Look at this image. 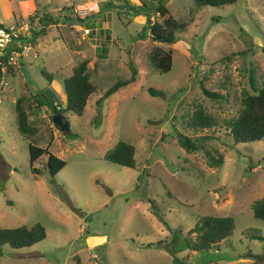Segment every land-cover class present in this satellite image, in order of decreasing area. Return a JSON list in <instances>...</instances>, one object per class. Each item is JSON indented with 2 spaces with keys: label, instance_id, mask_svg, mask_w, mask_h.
Instances as JSON below:
<instances>
[{
  "label": "rangeland",
  "instance_id": "374dc122",
  "mask_svg": "<svg viewBox=\"0 0 264 264\" xmlns=\"http://www.w3.org/2000/svg\"><path fill=\"white\" fill-rule=\"evenodd\" d=\"M124 1L140 14L125 11ZM163 1L175 20L187 24L170 46L152 42L143 29L147 17L150 24L160 20L155 0H35L34 9L30 0H0V19L9 10L14 16L7 24L34 11L25 20H33L36 30L44 17L52 22L36 39L37 56L27 57L36 69L28 68L36 87L20 71L7 77L6 90L29 106L35 138L19 135L12 97H0V156L7 163L0 158V228L40 224L46 235L30 247L0 246V264H171L172 256L156 242L169 241L177 228L186 235L206 216L230 217L232 235L210 251L178 253L184 264H264V240L251 237H264V222L252 213L264 197V139L235 145L229 134L243 94L253 93L249 75L258 86L264 79V0L200 9L192 0ZM84 6L94 15L79 21L74 9ZM62 22L72 29L58 27ZM74 24L100 34L99 53L83 59L97 89L82 116L64 114L69 129L59 131L48 115L52 110L33 98L41 90L65 105L40 72L57 81L71 75L69 63L79 60L69 52L79 49L71 34L81 33ZM154 47L173 50L168 72L149 65ZM130 61L136 81L102 100L114 82L130 77ZM201 84L219 98L204 95ZM148 88L165 95L151 96ZM197 111L211 117V127H191ZM179 135L198 149L187 152ZM118 141L134 146V168L104 159ZM29 144L49 147L65 166L52 178L44 157L35 165L41 173H32ZM209 156L221 157L222 164H210Z\"/></svg>",
  "mask_w": 264,
  "mask_h": 264
},
{
  "label": "trees",
  "instance_id": "16d2710c",
  "mask_svg": "<svg viewBox=\"0 0 264 264\" xmlns=\"http://www.w3.org/2000/svg\"><path fill=\"white\" fill-rule=\"evenodd\" d=\"M122 1V0H119ZM157 6L155 13L159 17V21H154L150 24L149 17L146 18L145 32H148L149 39L158 44L173 45L175 43L177 32L183 31L187 24L178 22L173 18L167 9L166 3L163 0H155ZM195 7L200 9L204 6L221 7L233 5L237 0H192ZM143 4H141L142 7ZM125 11H131L135 15H139V7L130 6L127 1H124ZM126 8V9H125ZM40 21V18H38ZM46 18L41 19L40 29L34 31L32 43L34 44L37 37L45 35L43 27L52 24L51 20L45 22ZM82 21V18L78 19ZM144 32V31H143ZM146 33H142L140 38H145ZM173 50H163L159 47H154L148 55L149 65L158 72H168L172 66ZM130 70V77L125 80H117L114 82L102 96V100L117 92L120 88L125 87L136 81L137 69L130 61L127 63ZM41 75L47 80L48 86L52 81V76L46 71L41 70ZM249 82L253 93H244L241 99V109L238 115L229 122V134L233 143H249L264 139V79L261 84L256 85L253 73L249 75ZM31 86V84H30ZM63 92L66 97L65 105L62 107L57 103L51 102L43 91L37 90L34 95L35 103L38 106H46L51 109L53 115L59 114L65 117V113L71 112L77 116H82L86 107L88 98L93 94L97 87L90 80V71L87 60H80L73 68L72 74L65 78L62 82ZM201 90L204 95L209 98H219V95L208 91L201 84ZM147 92L154 97H163V91L148 88ZM53 93H56L53 91ZM24 98H18L14 103V111L16 116L17 131L21 137L26 139L35 138L38 133V127L31 123L28 107L24 105ZM57 106H60L57 109ZM213 121L211 117L204 115L201 111L194 113L191 120V127L205 129L211 127ZM178 142L187 152H193L198 149V146L190 138L179 135ZM30 170L34 174H40L41 171L35 168V165L45 157L43 164L44 169L53 178L64 166L65 161L61 160L54 154L50 153L47 148H42L37 145H28ZM135 149L134 146L125 141H118L116 145L104 155V159L117 164L121 167H135ZM210 164H222V158L215 161L211 156L208 157ZM253 216L264 222V197L255 201L252 206ZM160 221H163L159 217ZM164 223V222H163ZM166 225V224H165ZM233 221L230 217H203L196 225L190 229L186 235H183L179 228L171 231L169 241H157L156 245H163V249L172 256L171 264H184L181 258H178V253L183 251H192L195 253L207 252L217 247L219 243L232 235ZM195 234V238L190 237ZM45 229L40 224L32 227L20 226L16 228H0V246L8 245L12 249H21L30 247L35 243L45 238ZM252 238L264 240L262 236L251 235ZM151 246L153 244H147ZM155 246V245H154ZM0 255L2 251L0 249ZM75 264H81L79 259L75 260Z\"/></svg>",
  "mask_w": 264,
  "mask_h": 264
},
{
  "label": "built area",
  "instance_id": "2783aa9c",
  "mask_svg": "<svg viewBox=\"0 0 264 264\" xmlns=\"http://www.w3.org/2000/svg\"><path fill=\"white\" fill-rule=\"evenodd\" d=\"M74 13L79 18L91 15L87 6L75 8ZM34 31L33 20H18L10 25L0 20V94L9 86L7 77L14 70H18L20 61L32 52ZM82 32L84 35L90 34L88 28ZM59 108L60 106H57V109Z\"/></svg>",
  "mask_w": 264,
  "mask_h": 264
},
{
  "label": "crops",
  "instance_id": "0c3cea01",
  "mask_svg": "<svg viewBox=\"0 0 264 264\" xmlns=\"http://www.w3.org/2000/svg\"><path fill=\"white\" fill-rule=\"evenodd\" d=\"M30 5H31V7L34 9L35 8V0H30ZM28 15H30V16H33V15H35V11L32 13V14H27V15H25L22 19H26L27 18V16ZM93 15L94 14H92V15H90L89 17H93ZM11 17H13L14 18V16L12 15V12L9 10V14H8V16H6V18H5V20H1L4 24H6V25H10V24H7L6 22V20H8L9 18H11ZM62 18H64L65 19V16H63ZM20 20V19H19ZM16 21H18L17 19H14V21H13V23L14 22H16ZM12 23V24H13ZM64 25H66L68 28H70V29H72V25H71V27H70V25H68L67 23H60V24H58L57 26L59 27V26H64ZM50 26H52V25H48L47 26V29L50 27ZM73 26H75L76 27V29H77V31H81V33L79 34V35H72L71 34V37L72 38H74L77 42H76V46H78L79 45V49L77 48V47H75V49L76 50H71V51H69V52H71L73 55H75V56H79V60L78 61H80V58L83 60V59H86L87 57H86V54H88L90 51H95V55H97L98 53H99V48H100V46L101 45H99L98 44V37H99V33L98 32H91L90 31V34L89 35H84L83 34V32H82V30L83 29H85V28H81V27H79V26H77L76 24H74ZM35 28H36V26H35ZM44 29H45V27H43ZM40 29V27L39 28H37V30H39ZM46 29V30H47ZM36 29H35V31H37ZM45 34H46V32H45ZM41 36H44V35H41ZM37 39V38H36ZM73 46V45H72ZM36 47H38V44H37V41L35 40V42H34V44H33V50H32V52L31 53H33V57L35 58L36 56H37V51L36 52H34V50H35V48ZM103 50V49H102ZM30 53V54H31ZM27 57L28 56H26L23 60H21L20 61V64H19V66H18V70L17 71H20V67H24L25 68V70L28 72V74H29V76H30V73H29V71H28V68H34L33 67V65L31 64V61H29L28 59H27ZM70 62V60H68L67 61V63L66 64H68ZM75 59H74V61H71L70 63H69V65H70V69L68 68V70L70 71L71 70V72L73 71V68L75 67V65H76V63L77 62H75ZM89 67V66H88ZM42 70V69H41ZM34 71H35V73H36V69L34 68ZM46 71V70H45ZM48 73V72H47ZM15 73L14 72H12V74H11V76H15L14 75ZM49 74V73H48ZM72 74V73H71ZM50 75H52V81H51V83H50V85H49V87H51V88H53L55 91H56V93L57 94H60L61 95V99H60V103L62 104V103H65V100H66V97H65V95L64 94H61V92H60V90H59V84H58V82H61V84H62V81L65 79V78H63L62 79V81H57V79L55 78V76L53 75V74H50ZM30 78H31V76H30ZM66 78H68V77H66ZM47 85V84H46ZM31 88L32 89H34V87L33 86H31ZM116 93V92H115ZM8 95V96H7ZM113 95V94H112ZM0 97H1V99H3V98H7V97H12V101H13V104L15 103V101H16V99L17 98H19V97H13L12 96V89H10V92L9 91H7V90H4V91H2V93L0 94ZM111 97V95L108 97V99ZM107 99V100H108ZM63 106H64V104H63ZM40 113H42V114H45L43 111H41ZM40 113L38 114V117H37V119H36V121L39 123L40 122V117H41V115H40ZM52 113V112H51ZM51 113H49L48 115L50 116L51 115ZM30 117H31V114H30ZM31 122H34V123H36L34 120H30ZM47 149L49 148V147H46ZM50 152V151H49ZM51 153V152H50ZM0 158L1 159H3V164H5L6 166H7V163L5 162V160H4V158L2 157V156H0ZM45 160L46 159H44V162H45Z\"/></svg>",
  "mask_w": 264,
  "mask_h": 264
},
{
  "label": "water",
  "instance_id": "95a60500",
  "mask_svg": "<svg viewBox=\"0 0 264 264\" xmlns=\"http://www.w3.org/2000/svg\"><path fill=\"white\" fill-rule=\"evenodd\" d=\"M20 72L22 76L25 78V80L29 81L33 87H36V82L31 80L28 72L25 70L24 67H20ZM52 122L55 128H57L59 131H67L69 129V123L66 119V117L56 114L52 117Z\"/></svg>",
  "mask_w": 264,
  "mask_h": 264
}]
</instances>
